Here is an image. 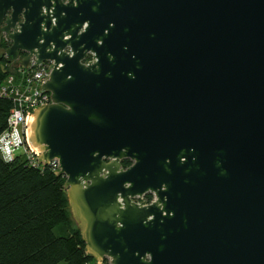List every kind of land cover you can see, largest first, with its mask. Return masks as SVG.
<instances>
[{
    "label": "water",
    "instance_id": "95a60500",
    "mask_svg": "<svg viewBox=\"0 0 264 264\" xmlns=\"http://www.w3.org/2000/svg\"><path fill=\"white\" fill-rule=\"evenodd\" d=\"M1 34L50 63L28 145L94 264H264V0H0Z\"/></svg>",
    "mask_w": 264,
    "mask_h": 264
},
{
    "label": "trees",
    "instance_id": "16d2710c",
    "mask_svg": "<svg viewBox=\"0 0 264 264\" xmlns=\"http://www.w3.org/2000/svg\"><path fill=\"white\" fill-rule=\"evenodd\" d=\"M10 45L0 38V86L11 76L5 56ZM12 107L10 99L0 97V134ZM129 165L128 160L122 162L124 168ZM57 172L49 165L34 167L20 156L4 161L0 155V264L94 262L79 230L71 227L66 179Z\"/></svg>",
    "mask_w": 264,
    "mask_h": 264
},
{
    "label": "built area",
    "instance_id": "2783aa9c",
    "mask_svg": "<svg viewBox=\"0 0 264 264\" xmlns=\"http://www.w3.org/2000/svg\"><path fill=\"white\" fill-rule=\"evenodd\" d=\"M91 61L93 59L89 55L85 62ZM50 73V63L37 66L32 61L27 68L19 69L0 86V97L10 99L13 104L7 118V128L0 134V155L4 161H11L20 156L34 167L44 166L38 161V152L29 147L28 135L33 112L51 103L50 95L41 91V86L48 80ZM17 149H21L23 154L16 155ZM48 165L58 171L57 161ZM133 201L150 204L154 201V195L145 194L134 198Z\"/></svg>",
    "mask_w": 264,
    "mask_h": 264
},
{
    "label": "rangeland",
    "instance_id": "374dc122",
    "mask_svg": "<svg viewBox=\"0 0 264 264\" xmlns=\"http://www.w3.org/2000/svg\"><path fill=\"white\" fill-rule=\"evenodd\" d=\"M2 49L0 48V54H2ZM17 61H19V59H17ZM9 69V71H10V75H13V74H15L19 69H18V67L16 66V65H10V67L8 68ZM15 153H16V155H22L23 153H22V150L21 149H17L16 151H15ZM69 217H70V220H71V227L72 228H74V227H76L75 226V223H74V221L72 220V218H71V216H70V214H69ZM92 264H94V262L92 263Z\"/></svg>",
    "mask_w": 264,
    "mask_h": 264
},
{
    "label": "flooded vegetation",
    "instance_id": "af4514ba",
    "mask_svg": "<svg viewBox=\"0 0 264 264\" xmlns=\"http://www.w3.org/2000/svg\"><path fill=\"white\" fill-rule=\"evenodd\" d=\"M1 37H5V38H6V36L3 35V34L0 35V38H1ZM23 55H24V54H23ZM24 57H25V55H24ZM19 61H20V57H19ZM32 61H34V60H31V62H32ZM30 64H31V63H30ZM21 68H22V67H18V69H21ZM22 69H23V68H22ZM129 166H130V165H129ZM129 166H127V167H129ZM122 167H123V166L121 165V168H122ZM127 167H125V168H127ZM123 168H124V167H123Z\"/></svg>",
    "mask_w": 264,
    "mask_h": 264
}]
</instances>
